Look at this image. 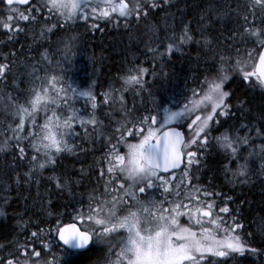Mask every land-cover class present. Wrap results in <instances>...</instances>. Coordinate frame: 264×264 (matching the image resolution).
<instances>
[{"label":"snow or ice","instance_id":"snow-or-ice-1","mask_svg":"<svg viewBox=\"0 0 264 264\" xmlns=\"http://www.w3.org/2000/svg\"><path fill=\"white\" fill-rule=\"evenodd\" d=\"M29 3L30 0H0L19 21L35 23L41 9L47 13L45 19L55 20L45 33L58 36L61 55L56 65L60 73L34 76V86L22 103L8 97L6 106L12 107L15 119V127L8 125V131L12 133L10 139L16 142L19 158L43 169L46 164H55L61 153L73 151L69 141L79 135L77 126L85 133L87 125L97 130L103 127L94 111L85 118L74 107L76 99L84 98L95 110L96 95L91 90L73 87L63 76L64 65L71 66L79 43L72 26L77 21L131 17L139 20L148 15L147 7L159 5L155 0L147 5L142 0H44L39 8L29 7L28 14L13 8L14 4ZM252 5L261 10L260 26L245 27L244 42L251 37L255 46L245 48L243 55L237 49L235 58L220 55L216 75H205L197 88L172 100L169 106L161 102L138 118L126 112L125 120L116 122L119 126L114 129L115 135L107 139L105 167L99 170L104 191L89 195L86 207L56 216L52 221L54 228L47 233L32 232L30 239L17 248L22 259L0 258V264H60L61 257L53 252L54 248L70 256L98 246L104 249L102 264H214L216 258L246 251L256 253L257 249L247 246L251 233L244 238L240 234L244 225L233 210L217 203L220 194L194 184L189 175L193 164L199 165L198 153L207 148L210 134L217 126L223 127L222 118L232 117L233 105L229 100L235 93L226 90L231 74L250 87L264 89V0H252ZM13 15H7L3 28L18 34L24 29L19 24L13 29ZM243 20L251 24L256 20L255 12L252 20L247 15ZM91 27L98 29L99 23ZM169 39L173 43H168L166 53L161 55L171 54L174 48L179 50L192 37L185 26L181 35L174 34ZM204 43L211 41L206 39ZM42 58L50 67L46 52ZM8 69L9 65L0 64V78L6 76ZM129 72L135 74L124 78L123 91L142 89L148 70L136 66ZM114 93H119L122 103L123 93L119 89L105 93L103 103L115 99ZM213 139L231 160H236L233 176H247V159L240 156V149L249 138L230 136L225 131ZM22 140L27 142L30 155L20 146ZM6 147L7 143L0 145V151ZM260 153L264 154V145L260 146Z\"/></svg>","mask_w":264,"mask_h":264},{"label":"trees","instance_id":"trees-1","mask_svg":"<svg viewBox=\"0 0 264 264\" xmlns=\"http://www.w3.org/2000/svg\"><path fill=\"white\" fill-rule=\"evenodd\" d=\"M150 2L142 0L146 5ZM155 2L159 6L147 7L148 15L139 20L131 17L87 23L77 21L72 26V31L79 36V43L71 66L64 65L68 75L65 79L78 81L81 88L91 86L97 97L96 113L108 129L117 126V121L123 122L126 112L138 118L147 115L161 102L165 107L169 106L172 100L197 88L205 75H216L220 55L235 58L237 49L243 55L245 48L255 46L251 37L244 42V28L260 26L261 10L259 6L253 8L252 0ZM2 7L0 4V64L9 65V69L6 76L0 78V145L7 143L0 151V244L20 258L17 248L30 239L32 232L47 233L54 228L52 221L56 216L63 217L74 208L86 207L89 195L104 191L99 170L105 167L107 139L98 135L78 138L73 151L60 154L55 164L39 172L34 171L32 161L19 158L16 142L8 136L10 131L5 130L7 122L15 125L13 109L6 106V102L9 96L17 102L24 101L26 93L34 86L33 78L25 77L29 70H35L40 77L46 72L51 74L49 65L43 64L45 52L55 61L50 70L60 72L56 61L60 59L61 46L57 43V35L45 33V29L55 23V20L45 19L47 14L41 12L35 23L19 22L24 31L10 33L3 28L7 16L3 17ZM253 11L256 20L245 24L243 17L247 15L252 20ZM17 20L13 16V29ZM93 23H99V28H92ZM185 26L192 40L181 45L179 50L174 48L171 54L161 55L166 53V45L173 43L169 37L181 35ZM206 39L211 43L206 45ZM136 66L148 70L144 87L123 91L124 78L135 74L129 69ZM231 75L226 90L235 93L229 100L233 105L232 117L222 118L223 127L216 130L234 131L243 121L244 124H255L264 132V89L250 87L239 76ZM114 89L122 91L123 102L119 100V93H114L115 99L103 103L104 94ZM74 102L78 106L75 108L92 110L82 98ZM20 146L31 154L26 141L22 140ZM256 155V161L248 165L250 176L244 180L238 177L235 181L232 170L237 168L236 161L231 160L219 145L209 142L202 154L198 153L200 163L194 165L197 185L220 194L217 198L219 206L226 204L233 210L244 225L240 234L247 239L246 234L251 233L247 246L257 249L256 253L246 251L242 255L216 258L214 264H264V154ZM41 252L43 256V250ZM53 252L61 257L60 264H102L104 256V249L99 246L70 256H64L55 248ZM48 258L51 257H45Z\"/></svg>","mask_w":264,"mask_h":264},{"label":"rangeland","instance_id":"rangeland-1","mask_svg":"<svg viewBox=\"0 0 264 264\" xmlns=\"http://www.w3.org/2000/svg\"><path fill=\"white\" fill-rule=\"evenodd\" d=\"M44 3V0H36V5L38 4V6H36L37 8H39L42 4ZM13 8H15V9H18V7H13ZM233 9V8H232ZM20 12H24V11H21L20 9H18ZM5 12H7L8 14H11L12 12H9V11H7V9L5 8ZM41 12L42 13H44V14H47L46 12H44L43 11V9H41ZM25 14H28V10L26 11V12H24ZM229 13V12H228ZM15 16V15H14ZM16 17V16H15ZM18 22V21H17ZM16 22V23H17ZM10 40L12 39V37H10L9 38ZM44 60V59H43ZM48 60L49 61H51V65L52 64H54L53 63V61L50 59V57H48ZM55 62V61H54ZM43 64H45V67H47L48 66V64L44 61L43 62ZM44 67V68H45ZM57 67V66H56ZM50 69H51V67H49ZM49 69V73H51V74H59V73H53V69H52V71ZM58 69V68H57ZM47 73V72H46ZM28 76H25L26 78H30V79H34V76H40V75H37L38 74V72L35 74V71H33V70H29L28 71ZM32 74H34V75H32ZM43 74H45V73H43ZM48 74V73H47ZM44 76V75H43ZM63 76L65 77V78H68V75L65 73V72H63ZM70 83H72V85H77V83H78V81H74V80H72V81H69ZM78 86V85H77ZM74 87H76V86H74ZM79 87V86H78ZM77 87V88H78ZM79 90H91L93 93H94V91L92 90V88H91V86L89 85V86H86V87H84V88H81V87H79L78 88ZM253 91H255V89L253 90ZM122 92V91H121ZM259 92V91H258ZM259 93H261V92H259ZM263 93V92H262ZM87 103V102H86ZM5 103H3V105H4ZM85 106H87V105H85ZM98 106V105H97ZM74 107H78L77 106V103H75L74 102ZM76 109H78V108H76ZM78 110H81L82 111V113L83 114H85V118H88V114L89 113H92L93 111L95 112V117H96V119L98 120V121H102L103 122V119H101L100 117H98V114L96 113V109L95 110H88V111H86V112H83V108H81V109H78ZM243 116V115H242ZM14 120V119H13ZM105 122V121H104ZM103 122V123H104ZM12 123L13 122H7L6 123V127H5V130H7L8 131V125H11L12 127H15V125L13 124L12 125ZM255 124H250V123H248V122H246L245 124L243 123V121L238 125V126H236L234 129V131H232V130H230L229 131V129L228 130H223V131H217L218 130V126H217V130L216 131H213L211 134H210V137H209V142H211L212 144H217V142L215 141V139H213L214 137H217V136H220L223 132H225V131H227L228 133H229V135L230 136H236V135H239V136H241V137H248L249 138V142H248V144H246V145H242L241 146V149H240V156H242V157H244V158H246L247 159V163H248V165H250V164H252V163H254V161H256V158H254V157H258V155H256V154H258V153H260V146L261 145H263V139H264V132H261L260 131V129H259V127L258 126H254ZM119 125L117 124V126H115L114 128H110V129H108V128H106V126H104L103 125V127H100V128H98V130L97 129H94L93 128V126H90V125H87L86 127H87V129H88V131H87V133H85V131H84V129H82L80 126H77L76 127V131H77V133H79V135L78 136H76V137H74V138H72L70 141H69V143L70 144H72L73 145V148L77 145V143H78V138H81V137H87V136H89V135H91V136H95V135H98L99 136V138H101V136H104V137H106V139H108V138H110V136L112 135V134H114L115 132H114V129L116 128V127H118ZM8 136H12V133L10 132L9 133V135ZM7 136V137H8ZM7 137H6V139H7ZM5 139V140H6ZM217 145H219V144H217ZM249 153H252V155H249ZM62 154V153H61ZM261 154V153H260ZM236 161V160H235ZM241 163H243L244 162V160H241L240 161ZM194 165L195 164H193V166L189 169V173H190V175L192 176V181H193V183L194 184H196L197 185V183H198V181H197V179H198V176H197V171L194 169ZM230 165H231V163L229 162V164H228V166L230 167ZM234 165H237V162H235V164ZM48 166H52V164H46L45 165V167L44 168H46V167H48ZM32 167H33V169H34V171H41V169H37L35 166H34V163H33V165H32ZM43 168V169H44ZM233 169V168H232ZM231 169V170H232ZM237 170V168L235 169V170H232L233 172L234 171H236ZM250 173H251V169L248 167V173H247V176H233V179L236 181L237 180V178L239 177L240 179L242 178L243 180L244 179H246V178H248L249 176H250ZM179 175V174H178ZM160 197H159V195L157 194V199H159ZM0 216H1V214H0ZM1 247H0V253H1ZM21 258V257H20ZM22 259V258H21Z\"/></svg>","mask_w":264,"mask_h":264},{"label":"flooded vegetation","instance_id":"flooded-vegetation-1","mask_svg":"<svg viewBox=\"0 0 264 264\" xmlns=\"http://www.w3.org/2000/svg\"><path fill=\"white\" fill-rule=\"evenodd\" d=\"M1 253H0V258H7V259H14L15 254L10 251V249L6 248L5 246L0 244Z\"/></svg>","mask_w":264,"mask_h":264},{"label":"water","instance_id":"water-1","mask_svg":"<svg viewBox=\"0 0 264 264\" xmlns=\"http://www.w3.org/2000/svg\"><path fill=\"white\" fill-rule=\"evenodd\" d=\"M34 0H30V3L28 5H30ZM28 5H23V6H28Z\"/></svg>","mask_w":264,"mask_h":264}]
</instances>
